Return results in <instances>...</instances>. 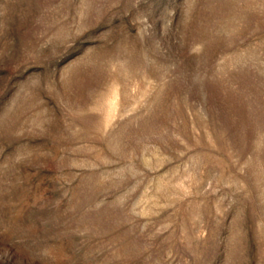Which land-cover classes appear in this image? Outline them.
<instances>
[{"label":"rangeland","instance_id":"rangeland-1","mask_svg":"<svg viewBox=\"0 0 264 264\" xmlns=\"http://www.w3.org/2000/svg\"><path fill=\"white\" fill-rule=\"evenodd\" d=\"M0 264H264V0H0Z\"/></svg>","mask_w":264,"mask_h":264}]
</instances>
